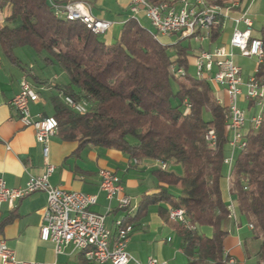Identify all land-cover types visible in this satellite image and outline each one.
<instances>
[{"label": "trees", "instance_id": "trees-1", "mask_svg": "<svg viewBox=\"0 0 264 264\" xmlns=\"http://www.w3.org/2000/svg\"><path fill=\"white\" fill-rule=\"evenodd\" d=\"M168 0H152L154 4ZM231 7L235 0H213ZM243 2V0H238ZM7 11L0 29L5 55L31 75L37 84L52 86L58 133L65 140L113 147L131 159L165 163L153 173L164 186L143 197L139 215L150 204H159V213L168 221L170 209L184 208L196 229L175 221L187 257L184 264H232L224 243L233 223L229 204L223 196L226 177L224 159L229 154L228 103H220L210 81L188 72L196 57L189 42L165 45L136 19H129L120 37L107 43L80 21L55 15L50 0H0ZM220 20L211 31V40L221 32ZM264 41V26L258 29ZM252 37H255L252 35ZM30 47L45 65L56 64L66 74V83L41 79L15 55L18 47ZM175 63L187 70L183 79L174 76ZM264 86V57L255 72ZM86 101L88 110L79 113L64 96ZM255 103L249 101V109ZM208 114V117H207ZM213 130L216 145L207 134ZM246 147L238 153L230 174L231 194L241 217L253 224L244 240L248 257L264 261V110L261 125L250 128ZM179 165L182 172L170 169ZM0 222V229L2 227ZM204 227H210L208 235ZM83 264L89 261L81 252ZM235 264V263H234Z\"/></svg>", "mask_w": 264, "mask_h": 264}, {"label": "crops", "instance_id": "crops-1", "mask_svg": "<svg viewBox=\"0 0 264 264\" xmlns=\"http://www.w3.org/2000/svg\"><path fill=\"white\" fill-rule=\"evenodd\" d=\"M53 1L63 4L74 1L88 3L94 16L112 22L111 28L100 34L107 43L115 42L121 35L123 25L129 19H135L130 0ZM209 1L214 2L213 0ZM168 2L179 7L177 0H168ZM223 8L226 9L227 7ZM230 8L228 11L229 17L221 18V32L217 39L212 41L210 36L202 43L196 41L198 45L192 46L196 57L190 61L189 73L195 75L193 68L196 70L197 57L203 50H212L221 46L229 48L234 30L236 28L246 29L245 24H236L233 20V18L239 17L243 11L247 10L249 16L253 19L252 35L259 38L258 29L264 26V0H255L254 2H251V0H243V2L235 0ZM260 10H262L261 13ZM144 19L149 20L144 13H140L137 21L149 29L162 44L175 45L177 42L187 39L194 40L190 38L180 39L177 35H160L154 29L150 20L152 28L148 27ZM258 19L262 22L261 25L257 23ZM173 37H175L174 41H172ZM19 48L30 47L15 49V55L27 67V70H32L39 78L49 79L53 83H57L53 79H60V83L68 81L66 74L56 64L50 65L52 68H58L51 76L53 79L46 76L45 72L37 73L32 67H28L25 60L16 53ZM233 51L235 55L239 52L237 49ZM32 52L35 53L37 59H42L34 50ZM42 62L44 61L42 60ZM243 71L242 67V74ZM24 78H27L39 91V99L30 102L32 116L35 118L52 116L54 114L53 97L59 94L58 91L52 86L37 84L33 77L27 75L20 65L13 63L5 55L0 40V176L5 179L9 188L26 185L31 175H41L46 168L43 145L37 141L35 129L24 126L10 103L11 99L19 92L21 81ZM210 83L219 102L227 104L229 97L225 89L212 81ZM242 88L243 96L239 100V105L246 110V113L248 112L247 116L250 119L252 115L258 112L259 108L255 105L249 109V101L245 98L246 85H243ZM250 128H252V124L249 120V123H246L245 133ZM239 152L236 151L235 158ZM48 160L55 166L54 172L49 177L50 183L71 191L97 194L98 200L92 209L95 212L107 215V225L110 229L113 230L115 219L121 217L133 224L134 230L127 246V250L131 253L133 259L128 264H137L136 260L146 262L149 257L167 261L168 264H184L187 262V257L182 250L181 237L173 225L175 221L168 222L159 213V204H150L147 213L138 216L143 197L157 193L164 186L153 173L155 169L161 166L159 161L131 159L119 149L65 140L58 132L51 138ZM169 168L178 173L182 172L179 165H171ZM102 169H110L121 178L124 185L123 195L129 196L132 201L129 209L119 208L118 199L112 201L107 199L106 193L100 188L101 177L99 173ZM225 169L223 196L228 204L233 203L236 213V219L233 218L230 234L225 239V253L235 260V264H259L255 257H248L245 254L243 243L251 235L252 228L245 217H241L239 213L231 194L228 165ZM46 205L47 195L42 191L17 200L13 206L4 203L0 210V222L3 224L0 229V240L5 239L8 246L15 251L17 258L21 261L48 264H83L81 251L75 249L72 245H66L61 252H58L53 242L41 239L40 229L44 223ZM203 229L208 235L212 232L210 227H204Z\"/></svg>", "mask_w": 264, "mask_h": 264}, {"label": "built area", "instance_id": "built-area-1", "mask_svg": "<svg viewBox=\"0 0 264 264\" xmlns=\"http://www.w3.org/2000/svg\"><path fill=\"white\" fill-rule=\"evenodd\" d=\"M57 17L67 20L80 21L86 28L94 33L101 34L108 31L112 22L93 15L91 7L83 1H74L66 4L50 0ZM255 0H251L254 2ZM179 7L171 2L154 4L152 0H130L134 18L138 20L140 13H144L152 26L160 35H177L180 39L190 38L202 43L211 36L212 28L219 23L222 17H229L227 7L224 9L215 2L209 0H177ZM7 11H0V29L4 25ZM236 24L243 23L245 30L236 28L230 39L229 48L216 47L212 50H203L197 57V78H206L219 86H222L228 97L229 115L228 123L231 132L229 140V154L224 162L229 167V177L235 162L236 151H242L246 145L245 127L250 120L252 127L257 129L263 120L264 110V86L260 85L252 75L245 83L242 78V67L235 61L234 49L242 56L257 57L258 63L264 57V41L261 38L252 37L253 19L247 10L239 17L233 18ZM174 76L183 79L187 70L175 63L171 65ZM246 85L245 98L253 101L259 108L258 112L250 119L246 110L239 105L243 96L242 86ZM39 91L27 79L20 84L19 92L11 99V106L18 114L24 126L35 129L36 138L43 145V153L46 157V168L41 175H31L26 185L9 188L5 179L0 176V210L4 203L13 206L21 198L35 192H45L47 205L44 211V223L40 229L41 239L51 241L56 250L61 252L66 245H72L83 252L85 257L96 264H128L133 259L127 250L130 236L134 230L133 224L125 218H117L114 221L113 230L107 225V215L95 212L92 207L97 203V194L82 193L67 190L50 183L49 177L55 170V166L48 160L51 138L58 132L59 123L54 116L35 118L30 111V102L39 99ZM65 103L79 113L88 110L86 101H76L71 96H64ZM211 146L216 145V135L213 130L207 134ZM163 168L165 163H161ZM100 188L106 193L107 199H118L119 208L129 209L131 198L123 195L124 185L121 178L110 169L100 171ZM231 216L236 219L233 203L229 204ZM170 218L173 221L183 223L185 226L196 229L197 226L186 218L184 208L170 209ZM253 228V224H250ZM229 262L235 260L230 257ZM137 264H168L155 257H149L146 262L136 260ZM0 264H48L32 261H21L11 249L5 239L0 240ZM264 264V261L261 263Z\"/></svg>", "mask_w": 264, "mask_h": 264}, {"label": "rangeland", "instance_id": "rangeland-1", "mask_svg": "<svg viewBox=\"0 0 264 264\" xmlns=\"http://www.w3.org/2000/svg\"><path fill=\"white\" fill-rule=\"evenodd\" d=\"M261 12H262V10H260V13ZM144 20H145V23L148 25V27L152 28L149 20H146V19H144ZM257 23L259 25L262 24L260 19L257 20ZM172 39H173L172 41H174L175 37H173ZM189 41L191 42L193 47L198 45L196 41L188 40V39L182 41V43L184 45H187L189 43ZM32 51L33 50H31L30 48H19L16 50V53L19 54L23 58V60H25L28 67H32L34 70H36L37 73H44L45 72L46 76L53 79V77H51V76L55 72V70H57L58 68L57 67L52 68L50 66L45 65L44 62H42V59H40V58L37 59V56H35V53ZM235 61H236V63H238L240 66L243 67L244 71L242 74V78L244 81H247L250 75L255 74L256 68L258 65V58L257 57H245V56L240 55L239 52H237L235 55ZM193 70H194V73H196V70L194 68H193ZM53 81L57 82V83L61 82L60 79H53ZM207 117H208V114H207ZM247 117L249 118V116H247ZM247 122L249 123V120Z\"/></svg>", "mask_w": 264, "mask_h": 264}]
</instances>
